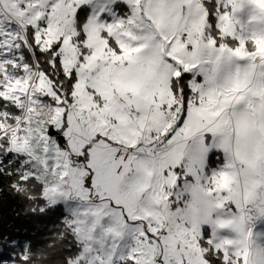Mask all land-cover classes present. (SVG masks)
Instances as JSON below:
<instances>
[{"label":"snow or ice","instance_id":"obj_1","mask_svg":"<svg viewBox=\"0 0 264 264\" xmlns=\"http://www.w3.org/2000/svg\"><path fill=\"white\" fill-rule=\"evenodd\" d=\"M0 179L63 264H264V0H0Z\"/></svg>","mask_w":264,"mask_h":264},{"label":"trees","instance_id":"obj_2","mask_svg":"<svg viewBox=\"0 0 264 264\" xmlns=\"http://www.w3.org/2000/svg\"><path fill=\"white\" fill-rule=\"evenodd\" d=\"M8 185L7 179H0V235L31 241L34 264H63L67 244L57 238L61 212L31 213L32 205L15 197Z\"/></svg>","mask_w":264,"mask_h":264},{"label":"rangeland","instance_id":"obj_3","mask_svg":"<svg viewBox=\"0 0 264 264\" xmlns=\"http://www.w3.org/2000/svg\"><path fill=\"white\" fill-rule=\"evenodd\" d=\"M4 256V255H3Z\"/></svg>","mask_w":264,"mask_h":264}]
</instances>
